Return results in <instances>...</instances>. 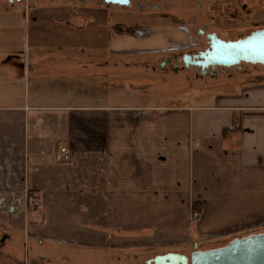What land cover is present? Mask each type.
<instances>
[{
    "label": "crops",
    "instance_id": "crops-1",
    "mask_svg": "<svg viewBox=\"0 0 264 264\" xmlns=\"http://www.w3.org/2000/svg\"><path fill=\"white\" fill-rule=\"evenodd\" d=\"M67 4L18 5L22 42L13 40L15 12H5L0 197L35 195L42 208L0 210L18 213L0 230V264H109L141 246L210 237L207 250L264 233L249 232L264 222V69L206 105L144 94L112 104L107 64L159 61L184 50L188 33L118 31L101 25L100 12L42 8Z\"/></svg>",
    "mask_w": 264,
    "mask_h": 264
},
{
    "label": "flooded vegetation",
    "instance_id": "flooded-vegetation-1",
    "mask_svg": "<svg viewBox=\"0 0 264 264\" xmlns=\"http://www.w3.org/2000/svg\"><path fill=\"white\" fill-rule=\"evenodd\" d=\"M48 1L52 0H0L1 3L10 6H18L25 2L27 7L35 2L39 4ZM67 2L69 8L76 6L78 9L86 10L90 18L95 12H100L104 17L101 25L107 29L140 32L146 27H152L188 33V40L182 41L185 43V49L162 56L157 66L169 68L173 72L191 70L197 76L215 75L217 70L231 67L219 65L203 67L198 64L201 60L200 53L209 49L214 42L237 41L254 32L264 31V0H67ZM243 63L259 64L264 67L258 62L241 61L236 65Z\"/></svg>",
    "mask_w": 264,
    "mask_h": 264
},
{
    "label": "rangeland",
    "instance_id": "rangeland-1",
    "mask_svg": "<svg viewBox=\"0 0 264 264\" xmlns=\"http://www.w3.org/2000/svg\"><path fill=\"white\" fill-rule=\"evenodd\" d=\"M46 7H54L56 9H69V5L64 7L58 5H47ZM41 8V7H40ZM9 18H12L14 26L13 40L17 42L23 41V36L19 31L23 26V12L19 6L11 7L0 2V33L6 30L3 26V20L7 18V11H12ZM6 12V13H5ZM20 12V13H19ZM19 13V14H18ZM5 16V17H4ZM33 17L30 16V20ZM4 39L2 34H0V40ZM149 56V55H148ZM152 58V56H149ZM154 57V56H153ZM156 59L159 57L155 56ZM148 57L143 56L135 61L147 60ZM143 59V60H142ZM155 59V58H154ZM140 60V61H139ZM120 63L117 68H112L110 64H107L106 68V94L109 98V103L114 104H133L140 102V95H143L149 103H177L182 105H206L210 104L215 95L218 93L226 92L230 85H232V80H240L242 77L253 76L263 70L264 67L259 64H246L233 65L227 69H219L215 75H205L197 76L193 71H179L173 72L171 69H163L157 66L158 60L155 62L150 61L146 64L138 63L132 64ZM146 94V96H145ZM9 210V209H7ZM18 213L5 214L0 212V230L7 231L11 229V218L16 219ZM15 217V218H14ZM19 217V216H17ZM251 233L264 231V222L254 224L250 226ZM214 239L209 238H198L196 240H188L184 245H171L160 248H150L151 246H146V249L141 246L139 251H141L139 256L134 257L133 255L125 256L122 253V259H115V262H109V264H145L146 260L152 258L162 251L161 248H165L166 252H176L183 253L186 256L190 255V252L195 250L194 244H197V249L202 250L203 248H208L210 245L214 244ZM146 258V260H144Z\"/></svg>",
    "mask_w": 264,
    "mask_h": 264
},
{
    "label": "water",
    "instance_id": "water-1",
    "mask_svg": "<svg viewBox=\"0 0 264 264\" xmlns=\"http://www.w3.org/2000/svg\"><path fill=\"white\" fill-rule=\"evenodd\" d=\"M217 41L200 53L198 64L232 66L244 61L264 65V31L237 41ZM194 248L189 256L168 252L156 255L146 264H264V233L234 238L218 248L200 250L196 243Z\"/></svg>",
    "mask_w": 264,
    "mask_h": 264
},
{
    "label": "built area",
    "instance_id": "built-area-1",
    "mask_svg": "<svg viewBox=\"0 0 264 264\" xmlns=\"http://www.w3.org/2000/svg\"><path fill=\"white\" fill-rule=\"evenodd\" d=\"M57 157L60 161L66 162L71 159V155L66 147H59ZM42 208L41 201L35 195L21 197L11 193L7 197H0V210H11L16 212L19 210H38ZM196 216V214H195Z\"/></svg>",
    "mask_w": 264,
    "mask_h": 264
}]
</instances>
